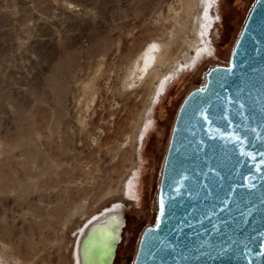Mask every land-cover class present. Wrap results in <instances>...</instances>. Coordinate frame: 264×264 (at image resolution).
<instances>
[{
	"label": "rangeland",
	"instance_id": "1",
	"mask_svg": "<svg viewBox=\"0 0 264 264\" xmlns=\"http://www.w3.org/2000/svg\"><path fill=\"white\" fill-rule=\"evenodd\" d=\"M253 1L0 0V264H71L74 232L115 203L111 264L132 263L177 108ZM156 41L171 56L147 73Z\"/></svg>",
	"mask_w": 264,
	"mask_h": 264
},
{
	"label": "water",
	"instance_id": "2",
	"mask_svg": "<svg viewBox=\"0 0 264 264\" xmlns=\"http://www.w3.org/2000/svg\"><path fill=\"white\" fill-rule=\"evenodd\" d=\"M156 207L131 264H264V0L180 102Z\"/></svg>",
	"mask_w": 264,
	"mask_h": 264
},
{
	"label": "bare ground",
	"instance_id": "3",
	"mask_svg": "<svg viewBox=\"0 0 264 264\" xmlns=\"http://www.w3.org/2000/svg\"><path fill=\"white\" fill-rule=\"evenodd\" d=\"M165 45L167 44L157 43L156 41V43H153L151 46L146 48V50L143 52L141 56L142 71L144 70L147 73H149L155 68L156 64L164 65V63L168 61L171 55L169 49H166L165 53L162 51V48ZM198 49H197L198 51L205 53L208 51L209 47L203 46ZM199 54L196 55L199 56ZM196 59L197 58L194 55L191 58L190 62L179 64V66L184 64L194 65ZM166 81L159 84V86L156 88V90H158V95L161 93L162 89L164 88L165 83H167ZM116 208H117V204L115 203L114 205L111 206L110 209L106 210L105 212H102L98 216H95L94 214L91 218L90 217L88 218L85 225H83L81 228L79 227V229L74 232L75 239L72 244V249L70 254L71 264H109L110 263L111 257L113 256V253L116 251L115 248L117 244L116 243L117 241H115L114 238L116 229L118 227V215L116 213L117 212ZM101 220H104V223L101 224ZM61 256L65 259L64 264H69V262L67 261L69 255H65V251L61 253ZM17 262L15 264H18Z\"/></svg>",
	"mask_w": 264,
	"mask_h": 264
}]
</instances>
